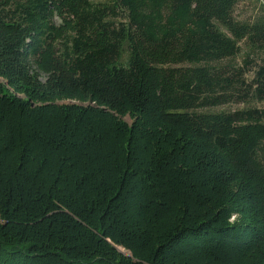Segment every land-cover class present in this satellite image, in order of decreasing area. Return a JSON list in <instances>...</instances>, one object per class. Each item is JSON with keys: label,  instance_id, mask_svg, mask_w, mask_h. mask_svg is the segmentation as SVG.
I'll return each mask as SVG.
<instances>
[{"label": "trees", "instance_id": "16d2710c", "mask_svg": "<svg viewBox=\"0 0 264 264\" xmlns=\"http://www.w3.org/2000/svg\"><path fill=\"white\" fill-rule=\"evenodd\" d=\"M238 1L0 0V264H264Z\"/></svg>", "mask_w": 264, "mask_h": 264}, {"label": "rangeland", "instance_id": "374dc122", "mask_svg": "<svg viewBox=\"0 0 264 264\" xmlns=\"http://www.w3.org/2000/svg\"><path fill=\"white\" fill-rule=\"evenodd\" d=\"M258 0H239L238 4L234 8L233 18L237 21H251L252 18L257 17L260 13V9H258ZM255 108L264 109V104L252 105ZM246 108L244 105H230L223 106L216 109H210L206 112H234L238 110H242Z\"/></svg>", "mask_w": 264, "mask_h": 264}]
</instances>
